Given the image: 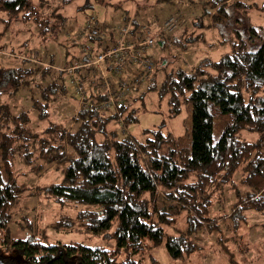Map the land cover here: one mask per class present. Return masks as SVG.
Listing matches in <instances>:
<instances>
[{"label":"trees","instance_id":"16d2710c","mask_svg":"<svg viewBox=\"0 0 264 264\" xmlns=\"http://www.w3.org/2000/svg\"><path fill=\"white\" fill-rule=\"evenodd\" d=\"M238 1L243 0L235 1L234 6L240 8L242 4ZM155 2L163 4L171 0ZM225 2L220 1L211 16L212 23L224 21ZM46 7L42 1L35 7L32 0H0V13L22 23L34 20L40 27L49 26V19L41 17ZM141 28L132 23L126 40L139 43ZM249 34L255 35L254 30L250 29ZM87 40L95 44L92 46L95 53L108 47L98 34L87 36ZM165 45L162 41V46ZM84 62L82 57L78 64ZM163 68L155 67L157 71ZM63 72L53 74L40 89L38 100H33L39 119H47L66 97ZM150 72L143 73V77L148 81L147 89L154 90ZM50 73L49 68L41 65L33 69H0V83L9 84L6 90L0 89V260L3 264H137L133 256L149 254L161 245L171 259L181 258L194 250L186 234L202 229L203 224L208 230L214 225L207 218L212 197L237 171L241 184L249 190L238 211L252 209L264 216V35L253 51L247 50L240 40L217 62L205 61L188 74L180 69L164 72L158 95L169 94L170 116L180 113L182 103L190 105L189 147L178 145L177 140L160 130L147 131L143 142L129 136L117 140L108 124L117 121L124 128L135 121L126 97L116 102L111 108L113 113L107 116L93 109H76L71 118L76 124L72 132L56 123H49L42 131L31 128L27 112L14 114L15 108L10 103L18 90L27 88L32 77L39 74L46 79ZM75 73L80 85L88 84L85 101L105 99L95 87L100 74L93 66L76 69ZM215 126L219 137L213 142ZM240 132L254 133L257 138L248 143L240 138ZM14 158L25 166L32 165L38 172L50 166L61 168V181L47 186L45 193L57 203L98 207L99 211L77 213L75 219L85 234L107 235L113 242L112 249L11 239L7 223L22 192L12 169ZM162 203L168 206L160 207ZM172 206L177 207L176 214L170 212ZM182 214L187 232L169 235L167 231L173 230ZM69 223L63 219L54 228ZM118 256L123 259L118 261ZM228 262L232 264L231 257Z\"/></svg>","mask_w":264,"mask_h":264},{"label":"rangeland","instance_id":"374dc122","mask_svg":"<svg viewBox=\"0 0 264 264\" xmlns=\"http://www.w3.org/2000/svg\"><path fill=\"white\" fill-rule=\"evenodd\" d=\"M36 1H42L47 6L41 13L42 18L49 19L46 29V26L40 27L34 20L22 23L0 13V69H33L41 65L51 70L46 79H42L39 74L32 77L27 88L18 90L14 101L10 103L15 108L14 114L27 112L30 127L39 131L44 130L49 123L62 125L71 132L76 128L71 118L77 109L78 98L67 85L66 70L81 62L80 50L88 42V25L98 29L99 38L108 46L120 40L122 29L131 31L132 23L138 29L149 27L155 38L146 50L153 64L150 73L154 77L155 89H147L146 79H139L129 85L126 99L129 109L134 111L135 121L124 128L119 122L111 121L108 128L114 131L116 139L129 136L137 142H143L147 138V131L160 130L162 134H169L177 140L178 145L188 147L190 105L182 103L180 113L170 116L169 94L158 95L164 72L180 69L188 74L205 61L217 62L220 57L229 54L232 46L240 40L247 50L253 51L264 35V0L238 1L242 4L240 8L234 6L237 0H226L225 18L220 23H212L211 16L221 0H171L163 4L155 0H71L66 4L63 0H32L35 7ZM169 18L174 20V29L162 32V25ZM250 29L254 30L255 35L249 34ZM162 41L166 42L165 46H162ZM90 46L95 47V44L90 43ZM160 65L164 68L157 71L155 67ZM133 70L139 72L140 67L134 65ZM58 71H65L62 80L67 90L66 97L56 102V111L51 112L47 119H39L32 106L33 100H38L40 89ZM77 76L74 73V77ZM8 85L0 83V89L6 90ZM81 85L87 92L88 84L83 82ZM112 113L109 109L101 115ZM217 128H213V142L219 137ZM239 136L248 143L257 138V135L248 132H240ZM12 169L22 192L10 211L7 223L11 239L39 240L45 245L76 243L85 247L112 249L113 242L107 235L94 237L85 234L75 219L77 213L99 211L98 207L72 202L57 203L45 193L47 186L61 181V168L50 166L38 172L32 165L25 166L14 158ZM248 192V188L241 184L238 171L221 186L213 195L207 212V218L214 225L208 230L203 224L202 229L186 234L194 248L193 252L171 259L161 245L149 254L133 256L132 260L137 264H230L228 258L231 257L232 264H264V216L252 209L238 211V205ZM167 206L163 203L160 205L164 208ZM177 210L176 206L170 208L174 214ZM63 219L70 223L55 229L54 225ZM187 229L182 214L173 230L167 233L185 234ZM122 259L118 256V261Z\"/></svg>","mask_w":264,"mask_h":264},{"label":"built area","instance_id":"2783aa9c","mask_svg":"<svg viewBox=\"0 0 264 264\" xmlns=\"http://www.w3.org/2000/svg\"><path fill=\"white\" fill-rule=\"evenodd\" d=\"M86 29L87 36L94 37L99 34L95 26L88 25ZM173 29L174 20L169 18L163 23L161 31L170 32ZM141 32L140 42L134 44L126 40L128 31L122 29L120 40L116 44L96 53L92 51L89 43H84L80 51L85 62L71 66L66 70L67 85L78 98L77 109H93L100 113L107 112L114 107L116 102L120 103L125 99L126 91L129 90L131 83H136L139 79H146L143 75L149 73L152 66L150 60L146 57V50L151 46L154 36L145 27L141 28ZM134 65L140 67L139 72L133 70ZM84 66H93L100 74V78L95 82V87L99 88L100 94L105 96L104 100L94 103L85 101L86 92L74 77L75 70Z\"/></svg>","mask_w":264,"mask_h":264},{"label":"water","instance_id":"95a60500","mask_svg":"<svg viewBox=\"0 0 264 264\" xmlns=\"http://www.w3.org/2000/svg\"><path fill=\"white\" fill-rule=\"evenodd\" d=\"M0 264H3V262L0 260Z\"/></svg>","mask_w":264,"mask_h":264},{"label":"crops","instance_id":"0c3cea01","mask_svg":"<svg viewBox=\"0 0 264 264\" xmlns=\"http://www.w3.org/2000/svg\"><path fill=\"white\" fill-rule=\"evenodd\" d=\"M76 111V110H75ZM75 113V112H74Z\"/></svg>","mask_w":264,"mask_h":264}]
</instances>
